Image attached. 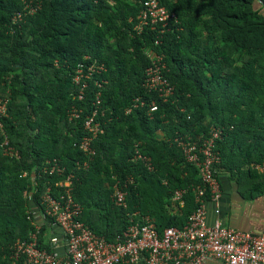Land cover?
<instances>
[{
    "label": "trees",
    "instance_id": "obj_1",
    "mask_svg": "<svg viewBox=\"0 0 264 264\" xmlns=\"http://www.w3.org/2000/svg\"><path fill=\"white\" fill-rule=\"evenodd\" d=\"M144 1L0 0V100L7 102L0 117V264H11L12 245L33 230L28 192L34 190L39 204L44 186L59 178L45 175L33 186L20 174L49 159L73 174L79 219L109 242L130 218L148 216L160 233L185 225L201 182L177 136L201 140L211 127L220 128L216 169L263 181L250 165H264V0H160L177 22L163 33L156 26L137 34L132 27ZM148 51L164 63L173 87L167 100L143 86ZM80 63L102 66L81 99L73 81ZM150 102L157 104L151 113ZM72 106L81 112L69 120ZM95 109L100 130L87 156L74 144ZM5 137L18 157L3 153ZM116 183L126 192V207L112 200ZM179 189L185 190L183 205L173 212ZM40 245L49 249L41 239Z\"/></svg>",
    "mask_w": 264,
    "mask_h": 264
},
{
    "label": "built area",
    "instance_id": "obj_2",
    "mask_svg": "<svg viewBox=\"0 0 264 264\" xmlns=\"http://www.w3.org/2000/svg\"><path fill=\"white\" fill-rule=\"evenodd\" d=\"M19 16L20 14L17 18ZM171 20L177 22L176 15L170 13L160 0H145L132 30L139 34L145 27L154 29L160 26V32L163 33L169 28ZM158 42L156 39L155 44ZM147 54L151 58V64L144 70L143 86L147 91L156 92L162 100H167L173 95V87L163 75L164 63L152 51ZM101 69L102 66L96 64L87 67L82 63L78 64L73 81L80 85L79 99L82 98L87 80ZM99 95L97 93L95 97L96 106L100 104ZM6 103L0 100V117L6 115ZM139 104L144 102H134L133 106L137 107ZM130 110L128 108L126 113ZM156 110L157 104L150 102L148 112ZM80 112L81 109L72 106L68 111L69 120L77 119ZM96 113L97 109L85 117V134L74 144L87 156L94 154L92 141L100 130L99 123L95 120ZM221 134L220 128L211 127L208 135L201 140H194L190 135L174 138L185 160L197 168L201 182L194 187L196 206L185 225L166 227L160 233L150 217L141 216L135 221L130 218L129 224L114 242L107 241L79 219L81 207L71 196L73 174L66 173L65 166L59 160L49 159L38 169L21 172L20 176L31 178L33 186L37 184L36 179L45 175H57L59 178L53 186H44L39 195V204L34 202V190L28 192L30 208L27 218L31 220L33 230L26 239L12 245L10 263L15 264L21 260L23 264H203L205 260L213 258L224 264H264V229L259 234H251L224 225L218 217L211 223L207 221V201L212 202L215 213H219L221 192L216 168L221 158L216 142ZM1 146L5 155L19 156L6 137ZM136 157L145 160L147 167L152 169L146 157L139 154ZM83 166L87 164L84 163ZM261 169L264 171V166ZM54 190L56 194L53 193ZM184 193L183 189L173 192V212H177L183 205ZM112 200L115 205L126 207V192L118 183L113 186ZM35 208L39 209V213L34 212ZM40 217L47 221L49 228L58 227L61 236L41 224ZM42 226L46 232L40 237ZM40 239L49 249L40 245Z\"/></svg>",
    "mask_w": 264,
    "mask_h": 264
},
{
    "label": "crops",
    "instance_id": "obj_3",
    "mask_svg": "<svg viewBox=\"0 0 264 264\" xmlns=\"http://www.w3.org/2000/svg\"><path fill=\"white\" fill-rule=\"evenodd\" d=\"M259 174H264L262 164L250 165ZM245 170V168L243 169ZM220 185L221 196L218 201L219 213L214 211V204L206 202L207 221L211 223L218 217L224 225L242 232L259 234L264 229V178L260 183L251 182L250 175L241 171H228L223 167L216 172ZM34 212L39 213L35 208ZM39 222L47 226L48 230L61 236L58 227H50L43 217ZM203 264H224L218 259L209 258Z\"/></svg>",
    "mask_w": 264,
    "mask_h": 264
},
{
    "label": "rangeland",
    "instance_id": "obj_4",
    "mask_svg": "<svg viewBox=\"0 0 264 264\" xmlns=\"http://www.w3.org/2000/svg\"><path fill=\"white\" fill-rule=\"evenodd\" d=\"M257 7H259L258 5H256Z\"/></svg>",
    "mask_w": 264,
    "mask_h": 264
}]
</instances>
